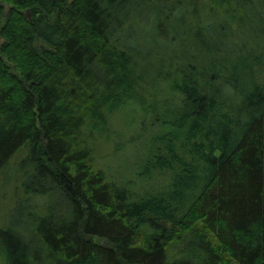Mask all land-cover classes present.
<instances>
[{
  "label": "trees",
  "instance_id": "obj_1",
  "mask_svg": "<svg viewBox=\"0 0 264 264\" xmlns=\"http://www.w3.org/2000/svg\"><path fill=\"white\" fill-rule=\"evenodd\" d=\"M1 40L0 264H264V0H0Z\"/></svg>",
  "mask_w": 264,
  "mask_h": 264
},
{
  "label": "rangeland",
  "instance_id": "obj_2",
  "mask_svg": "<svg viewBox=\"0 0 264 264\" xmlns=\"http://www.w3.org/2000/svg\"><path fill=\"white\" fill-rule=\"evenodd\" d=\"M114 125L116 127H120V126L123 127L124 125H126V127H123V131L126 132L124 129L128 128L130 126V123L127 122L126 120H125V122H123L122 120L121 121L120 120H117V122H114ZM109 148H110V146H108V145H106V144L103 143L102 149H101L102 156H103V160L105 162L108 161V163H109V160H111V156L114 154L111 151V148L110 149ZM114 159L115 160H118V162L122 165V162H121L122 158H120V159L114 158ZM104 166H106V165H104ZM181 247H182V245L181 246H179V245H173L172 248H171L172 250L170 251V255H173L174 253H177V251H179L181 249Z\"/></svg>",
  "mask_w": 264,
  "mask_h": 264
},
{
  "label": "water",
  "instance_id": "obj_3",
  "mask_svg": "<svg viewBox=\"0 0 264 264\" xmlns=\"http://www.w3.org/2000/svg\"><path fill=\"white\" fill-rule=\"evenodd\" d=\"M4 8H5V14L7 15L10 7H9V5H4ZM27 16L30 18L29 10L27 11ZM2 42H3V40L0 41V43H2Z\"/></svg>",
  "mask_w": 264,
  "mask_h": 264
}]
</instances>
